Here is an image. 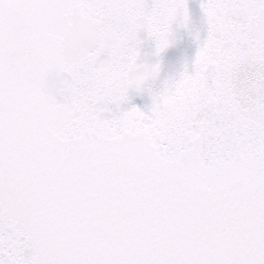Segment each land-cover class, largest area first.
Wrapping results in <instances>:
<instances>
[{
  "label": "snow or ice",
  "instance_id": "6c2138e0",
  "mask_svg": "<svg viewBox=\"0 0 264 264\" xmlns=\"http://www.w3.org/2000/svg\"><path fill=\"white\" fill-rule=\"evenodd\" d=\"M201 9L153 91L187 0H0V264H264V0Z\"/></svg>",
  "mask_w": 264,
  "mask_h": 264
},
{
  "label": "water",
  "instance_id": "95a60500",
  "mask_svg": "<svg viewBox=\"0 0 264 264\" xmlns=\"http://www.w3.org/2000/svg\"><path fill=\"white\" fill-rule=\"evenodd\" d=\"M204 0H187V7L190 16V23L187 28L182 27L178 22L172 25V44L159 57L155 55V42L141 34L144 40L140 48L141 63L161 64L159 77L152 82L153 91H159L163 88L166 81L172 82L179 80L181 73L187 66L189 72L198 51L197 34L202 43L207 36V21L201 9ZM151 4V0H148ZM138 107L146 113L150 112L152 107V98L148 91L136 92L130 90L129 102L122 106L124 109Z\"/></svg>",
  "mask_w": 264,
  "mask_h": 264
}]
</instances>
